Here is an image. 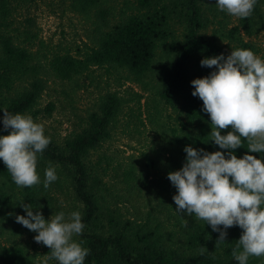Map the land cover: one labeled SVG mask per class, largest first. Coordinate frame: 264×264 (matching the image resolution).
<instances>
[{
    "label": "trees",
    "instance_id": "obj_1",
    "mask_svg": "<svg viewBox=\"0 0 264 264\" xmlns=\"http://www.w3.org/2000/svg\"><path fill=\"white\" fill-rule=\"evenodd\" d=\"M65 1L59 3L65 5ZM113 1L69 0L73 10L94 17L98 32L94 45L72 53L69 48L62 49L61 43L48 47L33 40L37 34L30 24L14 26L12 12L25 0H0V135L9 132L3 129L4 109L10 114L39 112L37 105L46 80L42 75L73 81L94 67L105 66L142 79L152 73L159 49L168 57L159 72L156 93L175 112L174 125H168L166 143L157 150L130 155L127 161L98 153L94 160V152L112 137L125 102L116 92H108L100 97L80 130L72 131L63 142L50 138L38 160L39 185L17 187L0 159V264H44L24 237L37 233L17 223L15 217L26 216L22 204L45 217L43 212L53 208L48 203L50 195L46 199V191L53 185L65 187L77 202L75 211L81 213L85 228L74 239L90 250L84 264H238L232 256L243 231L238 226L227 230L226 241L218 247L219 233L204 221L181 227L179 233L172 228L179 236H166L167 223L176 215L167 208L174 209L166 204L161 191L171 194V199L177 194L168 174L182 168L186 146L227 153L211 141V120L202 110L203 101L192 95L191 81L216 70L202 67L204 58L220 54L227 58L237 48L254 52L243 36L264 27V0H257L250 18L233 16L237 23L221 32L226 46L207 35L214 19L231 16L218 10L216 0H129L124 2L129 12L120 10L117 14ZM52 110V103L44 108L47 115ZM246 147L245 143V148L235 149L234 154L264 159V154L249 153ZM165 155L169 157L164 165ZM49 164L56 168L58 179L44 188ZM146 194L156 197L155 204L151 199L147 205L143 203ZM202 246L207 249L203 255ZM248 264H264V257H250Z\"/></svg>",
    "mask_w": 264,
    "mask_h": 264
},
{
    "label": "clouds",
    "instance_id": "obj_2",
    "mask_svg": "<svg viewBox=\"0 0 264 264\" xmlns=\"http://www.w3.org/2000/svg\"><path fill=\"white\" fill-rule=\"evenodd\" d=\"M257 0H216L219 11L246 19L254 12ZM202 67L215 68L208 76L191 81L192 95L203 101V111L211 120V141L223 151L207 152L186 146L182 168L169 172L176 188L173 196L177 213H186L210 225L219 233L216 247L226 241L227 230L238 226L242 234L232 250L238 264H248L250 257H264V159L245 154L238 158L234 150L244 147L249 153L264 154V60L250 49L237 48L204 58ZM2 124L7 135H0V159L17 187L41 183L37 172L40 155L51 140L42 124L30 115L10 114L3 110ZM227 131L222 135V130ZM264 158V156H262ZM58 179L56 168L45 169L44 188ZM26 216L17 215V223L38 233L34 237L50 249L45 264H84L89 249L74 237L82 234L85 224L79 211L67 218L64 212L46 220L22 204ZM242 249V250H241ZM207 249L200 248L203 255Z\"/></svg>",
    "mask_w": 264,
    "mask_h": 264
},
{
    "label": "rangeland",
    "instance_id": "obj_3",
    "mask_svg": "<svg viewBox=\"0 0 264 264\" xmlns=\"http://www.w3.org/2000/svg\"><path fill=\"white\" fill-rule=\"evenodd\" d=\"M125 1L129 0H114L115 10L113 12L116 14L120 10L129 12L125 7ZM68 3L69 0L65 1V5L59 3V0H25L14 9L10 19L14 20V26L30 24L33 33L37 34L33 40H41L48 47L61 43L62 49L69 48L72 53H75L77 49L84 51L88 45L95 44L98 36L96 24L93 22L94 17L87 18L86 14L73 10ZM208 16H211L210 12ZM218 21H223V23L218 24ZM226 23H228L227 26H225ZM236 23V18L233 16L217 17L210 23L207 35L214 36L221 45L226 46L227 41L223 39L221 32ZM243 38L254 46V53L264 60V27ZM167 57V53L159 49L152 73L142 79L133 78L122 69L108 68L107 70L105 66L94 67L88 73L75 77L73 81H62L54 76L42 75V78L46 80L37 105L39 112L36 115L31 113L27 115L43 125L46 136L63 142L72 131L80 130L85 125L87 115L96 108L100 97L108 92H116L125 100L124 106L112 132V137L104 143L102 148L94 152L93 159L97 158L98 153H103L107 157L112 156L127 161L130 155L138 156L140 152L150 148L157 150L163 143H166L168 125L172 126L175 122V112L172 107L164 105L156 93L159 72H162ZM49 103L53 104V110L50 115H47L44 108ZM168 157L163 156L164 165ZM162 165V171L165 172ZM60 187L53 185L46 191V199L50 195L52 199L48 203L53 207L47 213L43 212L46 220L60 212H64L67 218L78 206L73 195L65 187ZM161 192L166 204L174 209L167 208L176 215L175 218L169 220V224L167 223L166 236H179L171 232L172 228L179 233L181 227L188 228L192 223L202 222L194 216L188 217L186 213L182 217L175 210V203L174 206L171 205L173 202L170 198L171 194L168 195L166 191ZM150 199L155 204L154 195L146 194L142 201L147 205V200ZM144 204L141 206L142 209H146ZM126 206L130 207V204L127 203ZM129 211L131 213L132 209L129 208ZM176 219L180 221L174 223V226L172 223ZM32 235H24V237L29 241L30 248L45 264L47 256L50 255V249L34 240L38 233ZM167 243L171 245L174 240H167ZM48 264H58V262L53 260L48 261Z\"/></svg>",
    "mask_w": 264,
    "mask_h": 264
}]
</instances>
